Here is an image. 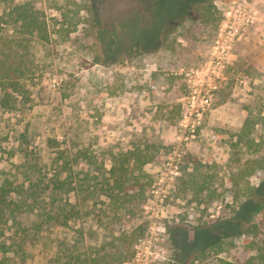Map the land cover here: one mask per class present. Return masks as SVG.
<instances>
[{
	"label": "rangeland",
	"instance_id": "obj_1",
	"mask_svg": "<svg viewBox=\"0 0 264 264\" xmlns=\"http://www.w3.org/2000/svg\"><path fill=\"white\" fill-rule=\"evenodd\" d=\"M24 1L43 11L50 36L28 43L33 70L21 79L27 97L12 109L0 106V183L70 175L73 188L54 196L79 215L44 222L35 208L0 221V264H73L87 245L117 237L129 252L109 264H129L152 176L177 147L180 174L171 195L182 200V212L178 221L159 222L163 253L153 264H247L264 246V204L247 212L249 202L264 201L256 189L264 184V0H252L255 20L219 58L218 28L230 0H212L216 25L186 19L170 32L169 47L129 55H111L98 35L100 20L113 21L130 0H0V11ZM122 154L136 182L119 203L94 176ZM148 154L153 159L134 168ZM190 175L196 182L182 185L179 178ZM41 196L53 210L50 193Z\"/></svg>",
	"mask_w": 264,
	"mask_h": 264
},
{
	"label": "trees",
	"instance_id": "obj_2",
	"mask_svg": "<svg viewBox=\"0 0 264 264\" xmlns=\"http://www.w3.org/2000/svg\"><path fill=\"white\" fill-rule=\"evenodd\" d=\"M79 6V2L73 0ZM121 10H116L113 21L100 20V34L98 38L104 41L106 50H111V55L132 54L133 52H149L156 48L169 47V34L181 22L188 19L191 22L212 23L216 25L219 21V12L212 4V0H174L171 7L168 0H130ZM85 7V6H84ZM94 15V13H93ZM79 16L72 21L73 28L78 24ZM98 21V18H94ZM99 23V21H98ZM50 32L48 30L43 11L34 7L31 3L24 1L11 4L0 11V106L12 109L17 102L27 97V89L21 79L30 74L33 70V62L29 56L28 43L31 39L47 41ZM112 42L114 45H112ZM20 96V98H18ZM248 118L244 120L242 128L237 133L240 140L246 132ZM140 152L136 153L138 156ZM128 154L115 156L110 167L100 169L96 176H100L107 184L106 195L110 199L123 203L126 197L131 195L136 178L131 175ZM153 159L152 154L144 156L134 164V168L141 169L144 163ZM23 169L32 173V165L21 162ZM256 171L249 169L247 174ZM106 174H108L106 178ZM188 178V181L180 177L182 185L187 182L191 185L196 180ZM111 181V182H109ZM74 180L70 175L60 176V171L53 177L43 180L39 176L28 178L27 185L17 180L5 179L0 183V221L10 218L14 220L21 212L29 213L38 210L37 215L42 221H54L58 224L65 223L66 218H77L78 207L70 206L66 208L64 203L55 198V194L60 191L71 190ZM260 194L264 195V184L260 185ZM50 193V203L53 210L46 209L42 200L45 191ZM18 196L14 198L13 195ZM264 204L263 200L249 202L247 212L257 210ZM35 205V206H34ZM24 208V210H22ZM20 210V211H19ZM72 211V212H71ZM143 231L142 227H137L131 232V237H136ZM240 229L236 232H239ZM99 246L87 245L89 248L84 256L76 253L72 256L73 264H109L112 260H122L129 250L124 245L122 238H115ZM106 245H109L107 248ZM219 246L216 240L210 247ZM4 249V246H2ZM9 247V246H7ZM259 259V262L254 261ZM109 259V260H108ZM264 246L258 248L257 254L250 256L247 264H264ZM219 264H240L236 261L220 259ZM69 260L64 262L68 264Z\"/></svg>",
	"mask_w": 264,
	"mask_h": 264
},
{
	"label": "built area",
	"instance_id": "obj_3",
	"mask_svg": "<svg viewBox=\"0 0 264 264\" xmlns=\"http://www.w3.org/2000/svg\"><path fill=\"white\" fill-rule=\"evenodd\" d=\"M257 10L252 0H230L222 10V21L218 28V58L225 52L236 36L239 38L245 27L256 18ZM220 39V40H219ZM180 148L168 154L152 176L149 190L146 193L143 212L144 228L134 241V256L129 264H153L163 249L159 246V222L162 220L178 221L183 204L179 196H172L171 189L180 174ZM174 210H171V209ZM169 212L171 214H169ZM173 212V213H172Z\"/></svg>",
	"mask_w": 264,
	"mask_h": 264
}]
</instances>
